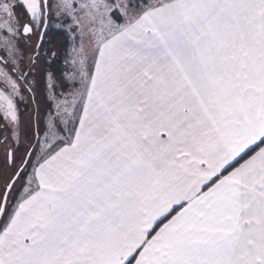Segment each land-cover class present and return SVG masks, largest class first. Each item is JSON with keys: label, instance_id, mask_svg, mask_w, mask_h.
Segmentation results:
<instances>
[{"label": "snow or ice", "instance_id": "6c2138e0", "mask_svg": "<svg viewBox=\"0 0 264 264\" xmlns=\"http://www.w3.org/2000/svg\"><path fill=\"white\" fill-rule=\"evenodd\" d=\"M0 264H264V0H0Z\"/></svg>", "mask_w": 264, "mask_h": 264}, {"label": "flooded vegetation", "instance_id": "af4514ba", "mask_svg": "<svg viewBox=\"0 0 264 264\" xmlns=\"http://www.w3.org/2000/svg\"><path fill=\"white\" fill-rule=\"evenodd\" d=\"M56 41H60V43H62L63 41V38H61L60 36H57L56 37ZM61 52L64 51V49H60ZM63 55H61L52 65V70H55L56 71V75L57 76H60L61 72L63 71L62 70V66H63ZM40 100H42V96L38 97ZM18 107L20 109V112L22 114V119L27 122L29 117H30V114H31V109H32V104L31 102L25 104V103H19L18 104Z\"/></svg>", "mask_w": 264, "mask_h": 264}, {"label": "rangeland", "instance_id": "374dc122", "mask_svg": "<svg viewBox=\"0 0 264 264\" xmlns=\"http://www.w3.org/2000/svg\"><path fill=\"white\" fill-rule=\"evenodd\" d=\"M62 38V37H61ZM57 43H60V41H57ZM67 45H64L63 47H61V49L63 48L64 50L66 49ZM62 70L63 71H69L70 70V67H66L64 64L62 66ZM66 90V89H65ZM41 102L43 103V98L41 100Z\"/></svg>", "mask_w": 264, "mask_h": 264}]
</instances>
